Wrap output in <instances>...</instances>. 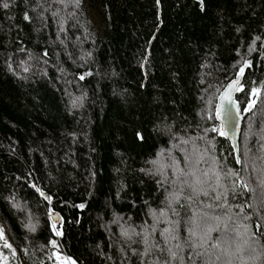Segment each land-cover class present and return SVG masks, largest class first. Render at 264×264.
<instances>
[{"label":"trees","instance_id":"trees-1","mask_svg":"<svg viewBox=\"0 0 264 264\" xmlns=\"http://www.w3.org/2000/svg\"><path fill=\"white\" fill-rule=\"evenodd\" d=\"M96 2L100 34L83 0H0V264H264V0ZM237 76L240 164L211 131Z\"/></svg>","mask_w":264,"mask_h":264},{"label":"snow or ice","instance_id":"snow-or-ice-1","mask_svg":"<svg viewBox=\"0 0 264 264\" xmlns=\"http://www.w3.org/2000/svg\"><path fill=\"white\" fill-rule=\"evenodd\" d=\"M79 2V0H77V3ZM4 8L8 7L7 3H4L3 5ZM25 19H28V16L25 15ZM247 65V62H246ZM244 71L243 68L240 69V73L242 74ZM81 79H83V77H81ZM237 84V81H232V83H230L227 88L231 89L233 88L234 85ZM237 90H242V88H238ZM250 95L252 97H255L254 99H251L248 102L247 107H245L243 109L244 112H248L250 111L256 104V99H259L261 96V92L260 90L256 89V88H252L251 89V93ZM222 101H225L226 103L221 104V105H216V119L221 120V124L218 127H214L211 129V131L218 133L220 136H228L229 133H233L234 134V129L236 127V125H238L239 123V118H240V108L231 100L230 95L227 93V91L220 97ZM201 159H203V157H201ZM200 161H197V163H199ZM255 160H252L253 165L255 164ZM153 164H156L157 161H152ZM212 163L216 164L215 159H212ZM236 163L240 164L241 163V159L239 156H237L236 158ZM161 167H164V165H162ZM245 167H247V162H245ZM223 169V166H221V170ZM159 171V170H158ZM211 173V174H210ZM181 175L184 177L182 183L187 185L193 194H199V192H203L204 196L208 195V191L203 190V186L204 185H208L209 187H211L210 181H215L216 185L219 187L220 186V181H221V174L220 172H217L215 169H210L208 171H202L199 174H197V170H192V171H188V172H181ZM229 176H233V177H237V179L239 180V172H235L232 169H228L227 172L224 173V177H229ZM260 186L262 188H264V180H261L260 182ZM237 189H243V190H247L248 189V185L247 183L243 182L242 180L239 181V183L234 182L233 186H232V193L235 194ZM213 191H215V188L212 189ZM227 194V190L226 192L223 194L226 196ZM173 197H175V194H172ZM217 199H220L221 196L218 195L216 197ZM261 199L264 200V193H262L261 195ZM178 202V201H177ZM168 206L171 207V201L168 202ZM81 207H83V205H81ZM183 207V206H181ZM173 214H179L175 209H173ZM161 216L164 215V212L161 211L160 213ZM153 216L155 217L156 214L153 213ZM214 219H219V217H214ZM209 221V215L207 213L197 217L195 215H193L192 217L189 218V223H191L192 227L188 229L189 233L191 236H195L196 235V229L200 228L202 225H207ZM179 223V222H178ZM260 228H264V225H261ZM216 229L213 227H208L207 230L203 233V236L201 237V240L203 241L205 238H207L209 236V233L215 231ZM153 231H155V229L153 228ZM165 233H172L169 236H166L165 238L168 239L170 238L171 240L175 241L177 240V236L174 234L175 233V228L173 229H164L163 232L161 233V235H164ZM125 235H127V233L125 232ZM0 238H2V232H0ZM224 238L225 240L230 238V235L228 232H225L224 234ZM145 244H148V237L145 236ZM5 247H10V245H8L6 242L4 244ZM184 246H188L189 248H192L193 250L197 247V245L191 243L190 241H185V244H175V248L178 250H183ZM213 248L216 247V245H212ZM150 249H146L145 251L148 252ZM170 253V258L171 259H178V253L175 251H172V249H168L167 250ZM197 255H202L201 253H197ZM219 259V258H218Z\"/></svg>","mask_w":264,"mask_h":264},{"label":"water","instance_id":"water-1","mask_svg":"<svg viewBox=\"0 0 264 264\" xmlns=\"http://www.w3.org/2000/svg\"><path fill=\"white\" fill-rule=\"evenodd\" d=\"M232 81H237V84L234 85L233 88L228 89L227 86L230 83H232ZM239 82H240V77L239 76L235 77L233 80L228 82L226 84V86L223 88V90L221 91V93L219 94V96L217 97V99H216L214 117H215V120H216L218 126H220L221 120L216 119V105H221V104L226 103L225 101H222L221 98H220L226 91L230 95L231 100L234 102V95H235V93L237 91V87L239 85ZM243 117H244V114L240 113L239 123H238V125H236V127L234 129V134L230 132L228 136H222L229 143L231 149L233 150V152L235 154V158H237V141H238V137H239V133H240V128H241V123H242ZM50 220L52 222L56 223V224H59L58 217L55 216V215L51 214L50 215Z\"/></svg>","mask_w":264,"mask_h":264},{"label":"rangeland","instance_id":"rangeland-1","mask_svg":"<svg viewBox=\"0 0 264 264\" xmlns=\"http://www.w3.org/2000/svg\"><path fill=\"white\" fill-rule=\"evenodd\" d=\"M87 16L89 18V21L92 25V27L95 29V31L100 34L101 29L104 25V22L101 18L100 13L97 11V8H95L94 3L96 0H83ZM93 3V7L90 5ZM97 3V2H96ZM53 229L56 230V225L52 222ZM55 264H72L66 257L62 255H57L55 257Z\"/></svg>","mask_w":264,"mask_h":264}]
</instances>
